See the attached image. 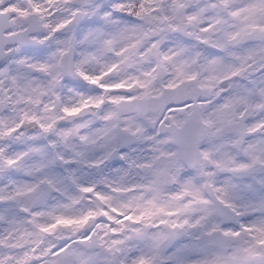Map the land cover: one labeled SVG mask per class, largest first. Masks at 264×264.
<instances>
[{
	"label": "snow or ice",
	"instance_id": "snow-or-ice-1",
	"mask_svg": "<svg viewBox=\"0 0 264 264\" xmlns=\"http://www.w3.org/2000/svg\"><path fill=\"white\" fill-rule=\"evenodd\" d=\"M0 264H264V0H0Z\"/></svg>",
	"mask_w": 264,
	"mask_h": 264
}]
</instances>
